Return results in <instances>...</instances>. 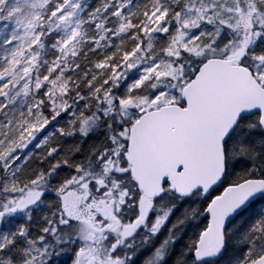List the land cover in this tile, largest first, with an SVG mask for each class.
Instances as JSON below:
<instances>
[{
    "label": "snow or ice",
    "instance_id": "obj_1",
    "mask_svg": "<svg viewBox=\"0 0 264 264\" xmlns=\"http://www.w3.org/2000/svg\"><path fill=\"white\" fill-rule=\"evenodd\" d=\"M0 264H264V0H0Z\"/></svg>",
    "mask_w": 264,
    "mask_h": 264
}]
</instances>
